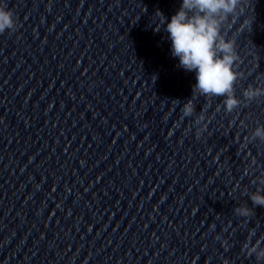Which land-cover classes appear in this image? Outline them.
<instances>
[{
  "label": "clouds",
  "instance_id": "clouds-1",
  "mask_svg": "<svg viewBox=\"0 0 264 264\" xmlns=\"http://www.w3.org/2000/svg\"><path fill=\"white\" fill-rule=\"evenodd\" d=\"M242 0H181L180 8L171 17L170 22L162 13L157 12L159 31L164 27L171 41V55L178 58V67L186 72H195L196 83L193 85L192 97L181 109L183 117H192L195 113L194 99L204 97H224L223 107L226 113H231L241 105V100L235 95L234 85L240 76L234 70L238 61L235 51V40L225 39L222 29L229 18L235 19L241 14ZM253 17L246 19L244 29L250 30ZM166 25V26H165ZM16 23L11 10L0 4V33L5 30H15ZM248 103L264 97V85L249 86L243 93ZM203 114L196 116L194 123L200 125L196 135L200 136L206 126L202 123ZM259 139L264 142V125L257 126L247 140ZM253 183L256 191L249 193L254 207H264V173L257 176ZM243 218L254 215L253 208L242 204L234 209ZM255 231H249L242 245V251L248 257L255 256L257 264L264 262V236L253 242Z\"/></svg>",
  "mask_w": 264,
  "mask_h": 264
}]
</instances>
